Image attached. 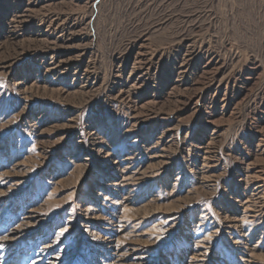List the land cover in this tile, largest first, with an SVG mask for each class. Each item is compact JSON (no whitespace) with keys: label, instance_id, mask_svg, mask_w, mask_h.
Instances as JSON below:
<instances>
[{"label":"rangeland","instance_id":"rangeland-1","mask_svg":"<svg viewBox=\"0 0 264 264\" xmlns=\"http://www.w3.org/2000/svg\"><path fill=\"white\" fill-rule=\"evenodd\" d=\"M0 264H264V0H0Z\"/></svg>","mask_w":264,"mask_h":264},{"label":"bare ground","instance_id":"bare-ground-1","mask_svg":"<svg viewBox=\"0 0 264 264\" xmlns=\"http://www.w3.org/2000/svg\"><path fill=\"white\" fill-rule=\"evenodd\" d=\"M39 12V11H38ZM68 19V18H67ZM41 22V21H40ZM59 38V37H58ZM57 43V42H56ZM213 224V223H212Z\"/></svg>","mask_w":264,"mask_h":264}]
</instances>
